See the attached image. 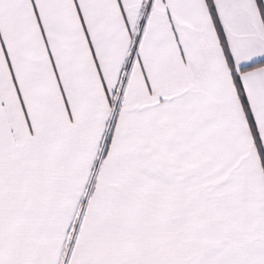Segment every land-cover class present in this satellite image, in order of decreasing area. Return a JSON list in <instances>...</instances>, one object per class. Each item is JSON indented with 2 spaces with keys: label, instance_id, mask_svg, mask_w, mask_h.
I'll list each match as a JSON object with an SVG mask.
<instances>
[{
  "label": "snow or ice",
  "instance_id": "snow-or-ice-1",
  "mask_svg": "<svg viewBox=\"0 0 264 264\" xmlns=\"http://www.w3.org/2000/svg\"><path fill=\"white\" fill-rule=\"evenodd\" d=\"M0 264H264V0H0Z\"/></svg>",
  "mask_w": 264,
  "mask_h": 264
}]
</instances>
